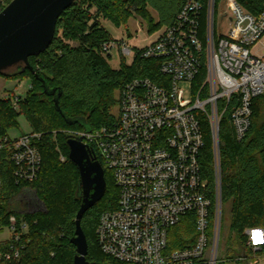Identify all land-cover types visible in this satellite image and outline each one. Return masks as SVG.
<instances>
[{
    "label": "built area",
    "instance_id": "1",
    "mask_svg": "<svg viewBox=\"0 0 264 264\" xmlns=\"http://www.w3.org/2000/svg\"><path fill=\"white\" fill-rule=\"evenodd\" d=\"M11 1L0 0V13ZM242 1L187 0L173 24L162 28L149 45L134 50L117 44L122 57L158 62L161 78L131 79L116 93L113 124L73 134L97 151L118 191L116 208L100 214L95 232L101 253L111 260L217 263L222 217L219 123L230 112L235 139L243 140L251 125L252 101L264 95V55L252 53L255 47L264 51V9L252 14ZM115 45L104 43L101 52L110 56ZM181 82L191 83L192 98L184 97ZM12 103L17 107L16 97ZM203 118L213 140L212 187L201 166ZM39 137H0V188L2 160L13 165L17 185L38 178ZM187 218L194 223V242L169 250L170 230ZM251 229L246 231L247 244L259 250L264 246L250 244ZM27 232L23 218L9 217L0 227V260L20 257Z\"/></svg>",
    "mask_w": 264,
    "mask_h": 264
},
{
    "label": "trees",
    "instance_id": "2",
    "mask_svg": "<svg viewBox=\"0 0 264 264\" xmlns=\"http://www.w3.org/2000/svg\"><path fill=\"white\" fill-rule=\"evenodd\" d=\"M186 1L76 0L57 20L55 36L47 50L29 58L33 73L19 65L7 74H0L13 80L30 79L24 97H17L19 112L12 96L0 98V137L9 136L8 131L16 129L18 117L24 115L31 125V133L40 135L35 144L42 156L38 178L19 185L13 177V165L2 160L0 227L6 226L10 216H15L27 222L28 232L21 241L25 246L20 257L12 261L1 259L0 264H73L76 248L71 239L81 205L80 174L69 159L67 144L75 136L65 134V130L76 128L91 132L113 124L117 107L115 94L125 83L136 77H150L155 82L161 78L158 62L140 57H135L132 65L122 62L118 70L111 69L101 54V46L113 40L101 20L125 24L136 14L147 22L148 31L154 32L172 25ZM242 4L252 14L264 9V0H243ZM151 12L157 17L156 24ZM58 93L60 111L54 104ZM251 108V125L241 141L235 139L230 112L219 123L221 201L222 206L230 202L231 219L227 254L220 260L217 258L216 264L264 253V247L254 250L249 246L246 236L248 229H264V95L253 99ZM203 129L205 147L201 166L212 187L214 148L206 118H203ZM57 147L64 153L63 161ZM90 155L104 169L106 193L101 201L106 204L100 207L98 202L82 218L88 245L86 259L99 264H123L103 255L96 242L99 216L116 208L118 191L97 151L90 150ZM112 187L116 193L109 197ZM195 237L193 220L187 218L170 230L169 250L187 248Z\"/></svg>",
    "mask_w": 264,
    "mask_h": 264
},
{
    "label": "water",
    "instance_id": "3",
    "mask_svg": "<svg viewBox=\"0 0 264 264\" xmlns=\"http://www.w3.org/2000/svg\"><path fill=\"white\" fill-rule=\"evenodd\" d=\"M75 1L12 0L0 13V74H7L19 65L33 73L29 58L47 50L55 36L57 20ZM59 96L60 93L54 100L58 111ZM67 144L69 159L77 166L80 174L78 194L81 205L75 218V235L71 239L76 248L73 264H99L86 259L88 245L81 222L85 213L101 201L106 193L104 169L90 155L89 148L80 137L71 138Z\"/></svg>",
    "mask_w": 264,
    "mask_h": 264
},
{
    "label": "rangeland",
    "instance_id": "4",
    "mask_svg": "<svg viewBox=\"0 0 264 264\" xmlns=\"http://www.w3.org/2000/svg\"><path fill=\"white\" fill-rule=\"evenodd\" d=\"M151 15L153 16L154 23L156 24L157 17L155 13L151 12ZM101 24L110 35L114 44H116L111 50L110 57L104 55L106 63L113 70H118L121 67L122 62H124V64L127 66L132 65L135 59L134 55L130 57H124L123 59H121V55L117 44L125 43L134 50L141 49L149 45L151 42H153L161 30L158 29L154 32H149L147 27V22L143 20L140 15H136V14H132L128 22L125 24L120 23L119 25H116L113 21L109 19H102ZM220 31L223 32V29L221 28ZM217 32L219 33V29L217 30ZM71 44L74 46L76 45V43H71ZM252 53H254L256 56L264 55V51H261V49L259 50V48L257 47L252 49ZM101 54L103 53L101 52ZM29 87H30L29 78L24 77L23 79L21 78L20 80H13L11 78L0 76V98L10 97V96H12V98L24 97ZM179 87L183 89L185 98L187 99L192 98L193 87L191 89V83L181 82ZM115 97H117V94H115ZM15 108H17L16 109L17 112L20 111L18 107ZM114 111L115 113H117V107L116 110ZM224 117L225 116L221 117V119ZM17 121H18V127L16 129H12L8 131V135L11 139H17L21 135L29 134L32 132L31 125L24 115H20ZM79 132L81 131H79L76 128L65 130V134L67 135H71ZM56 150L60 156V160L63 161L62 159L64 158L63 156L64 153L60 149H58V147ZM115 193L116 192L112 187V189L110 190L109 197L115 195ZM105 202L99 201L98 205L100 207H103V205L106 204ZM230 209H231L230 202L222 206V217H221V223L219 229V242H218V252H217V258L220 259L225 257L227 254L226 250H227L228 236L230 233V219H231ZM5 235L6 234L1 235V238H4Z\"/></svg>",
    "mask_w": 264,
    "mask_h": 264
},
{
    "label": "crops",
    "instance_id": "5",
    "mask_svg": "<svg viewBox=\"0 0 264 264\" xmlns=\"http://www.w3.org/2000/svg\"><path fill=\"white\" fill-rule=\"evenodd\" d=\"M224 264H264V253H262L261 255L253 254L251 256H244L233 261H224Z\"/></svg>",
    "mask_w": 264,
    "mask_h": 264
},
{
    "label": "clouds",
    "instance_id": "6",
    "mask_svg": "<svg viewBox=\"0 0 264 264\" xmlns=\"http://www.w3.org/2000/svg\"><path fill=\"white\" fill-rule=\"evenodd\" d=\"M249 241L253 247L264 246V229H251V231L249 232Z\"/></svg>",
    "mask_w": 264,
    "mask_h": 264
}]
</instances>
